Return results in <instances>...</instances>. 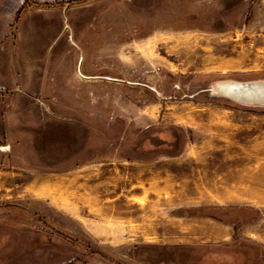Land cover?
Returning a JSON list of instances; mask_svg holds the SVG:
<instances>
[{
	"label": "rangeland",
	"instance_id": "1",
	"mask_svg": "<svg viewBox=\"0 0 264 264\" xmlns=\"http://www.w3.org/2000/svg\"><path fill=\"white\" fill-rule=\"evenodd\" d=\"M74 1L0 8V74L58 60L52 107L72 60L148 86L74 97L101 155L68 200L0 190V264H264V93L221 87L264 85V0Z\"/></svg>",
	"mask_w": 264,
	"mask_h": 264
},
{
	"label": "crops",
	"instance_id": "2",
	"mask_svg": "<svg viewBox=\"0 0 264 264\" xmlns=\"http://www.w3.org/2000/svg\"><path fill=\"white\" fill-rule=\"evenodd\" d=\"M6 1L3 0L0 8L8 15L15 13L18 5L21 6L20 0ZM137 49L138 47H134L136 56L140 52ZM33 62L24 74L19 72L18 78L9 61L6 70L0 74V190L20 188L19 192H47V195L54 191L59 199L68 200L73 191L67 196H64V191L81 188L87 181L80 184L75 176L69 179L65 176L78 170H83L82 175L90 174L91 164L101 155L95 150L96 141L86 137L81 140L79 137L81 129L91 127L89 120L81 118L82 113L90 110L81 107L74 97L78 98L83 94L90 98L97 95L111 96L113 83L126 92L133 85L142 84L134 82L133 78L137 77L116 78L111 73L97 72L92 70L93 65L86 66L80 72L76 70L78 62L68 61L67 69L58 75L60 83H57L56 89L57 95L63 99L68 96L67 104L52 107L42 99L47 97L50 101L53 100L54 86L51 87L49 82L52 77L49 67L51 63L52 67H56L59 62ZM85 153L90 155L80 162ZM164 155L173 158L171 154L152 151L133 154L128 152L123 154L122 159L137 162ZM169 162L162 164L158 161V166H154L159 182L161 170L173 168Z\"/></svg>",
	"mask_w": 264,
	"mask_h": 264
},
{
	"label": "water",
	"instance_id": "3",
	"mask_svg": "<svg viewBox=\"0 0 264 264\" xmlns=\"http://www.w3.org/2000/svg\"><path fill=\"white\" fill-rule=\"evenodd\" d=\"M223 91L228 95H232L235 97H254L256 95H261L264 93V85L257 84V83H243V82H236V83H223L221 86Z\"/></svg>",
	"mask_w": 264,
	"mask_h": 264
},
{
	"label": "trees",
	"instance_id": "4",
	"mask_svg": "<svg viewBox=\"0 0 264 264\" xmlns=\"http://www.w3.org/2000/svg\"><path fill=\"white\" fill-rule=\"evenodd\" d=\"M84 0H76V1H74L73 2V5H75V4H77V3H81V2H83ZM31 4H36V3H34V2H32ZM59 4V3H58ZM57 3H42L41 4V6L42 7H46L47 9L49 8V7H55V6H57L58 5Z\"/></svg>",
	"mask_w": 264,
	"mask_h": 264
}]
</instances>
